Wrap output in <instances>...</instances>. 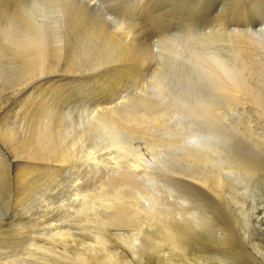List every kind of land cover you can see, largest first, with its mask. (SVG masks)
I'll return each instance as SVG.
<instances>
[{
    "label": "rangeland",
    "instance_id": "374dc122",
    "mask_svg": "<svg viewBox=\"0 0 264 264\" xmlns=\"http://www.w3.org/2000/svg\"><path fill=\"white\" fill-rule=\"evenodd\" d=\"M11 1L10 0L7 1L8 5H9L8 10L12 9V6L14 4L20 3L23 0H11ZM24 1H28V0H24ZM103 1L104 0H93V2L97 3V5H98L97 8H95V11H97V12H95L93 10V12H95V15H97L96 17H98V14L100 15L99 19L98 18L97 19L99 21H103L105 24L104 23H102V24L106 28L109 25V27H111V29H112L111 30L110 28H108L109 30H111V31L116 30L115 33H117V35L119 32L118 28H120V26H122V24H124L121 27V29H123L124 32H122V30L119 29L121 31L119 32V35L117 36V38H118L117 41H119V38L121 37V35H123V37L120 38V40H122V39H124V40L121 41L123 43L119 42L120 44L117 42V46L118 45L120 46L122 44L125 45V43L126 44L127 43L129 44L130 42L131 43L129 44V46H128V44L125 46L123 45L124 48L121 46L122 49H120V47H117L118 50L115 51L116 56H115V54L112 53L111 50H107V52L105 51L104 53H101V54L100 53H98V54L94 53V55H90L91 58H90V56L89 57L85 56V58L82 57L81 59L86 64H90V65L93 64V66H95L96 64L99 65V64L103 63L102 60L105 63L107 61V58L110 59L113 56V59H115V57H116L115 61H117V65H118L117 70L115 72L111 71L110 74L114 73L115 74L114 76H116V74H117V88L116 87L114 88L115 90L113 92H115V93H113V92L108 93L109 95H107V98L110 97L109 99L114 100L115 95H116L115 100L117 102V117L122 118L124 116L123 122H125V120L127 118L134 116L136 111H138V110H139V112L142 111L143 104L139 100V98L141 96H145V95H149V94L152 95V93L154 92V94L152 96H154L156 94V97H157V95L159 94L158 92H160V95H162V96L165 95L164 97L165 98L167 97L166 100L169 101L170 103H171V101H170L171 99H173V100L175 99L174 101L172 100L171 104L174 107L172 106L171 109L177 110L180 113L179 118H177L178 120H176V122L178 121L177 123L175 121H174L175 123L171 122L170 124H168L169 125V128H168L167 122L165 121L166 125H164V127L167 126V129H169L170 131H172V129H174L173 132H175V131L177 132L178 129H179L178 131H180L181 129H184V131H182L183 135H181V136H186V135L188 136V134L190 133V130H191V133L193 134V132H194V135H192L190 133L191 135L189 134V138L191 136H194V137H192V138H194V141L191 138H190L191 140L190 139H188V140H190L191 142L193 141L194 143H196V141L198 140L197 144H193V142L191 143L190 141H188L189 142L188 144L185 143L186 145L185 144L181 145L182 143H180L179 145H181L183 147H181V149H179L180 146L177 145L178 144L177 143L175 145V147H177V149H175V151L173 150L175 147L172 150L169 148L167 151V146H165V145L167 144V142H171L172 139H170V141H168L169 139L163 140L162 138H165V137L163 135H162L163 137H161V134H160V137H158L159 133L157 132L158 133L157 134L155 131H152V133L154 134V135H152V133L149 134L151 132L150 130L141 129V128H138L139 127L138 126L137 129H135V130L136 131L138 130L139 132L138 133L136 132L134 134L135 131H133V133H131L132 134V136H131L130 132L129 133L128 132L127 133L126 132L120 133V131H118L117 135H116L113 132L108 131L107 128H105L104 126H101V125H98V127H101V129L103 128L104 130L102 129V131H105V132H102V131L100 132L101 129L99 128V133H98V127H96V126H95V128L92 127L90 132H89L90 135L88 136L89 139L87 142V147H88L87 148L88 162H87V167H86L87 172H86L85 168H84V172H83V175L84 174L86 175V176H84L85 182H83V184H85L84 186H86V187L84 188V191H83L85 194H82V195H85L88 199V200H86V202H89L88 210H80V208H79L80 204L83 205L82 204L83 198L81 196L79 198H82V199L79 200V198H76V196H75L76 193H80L77 189L74 188V185H76V179H77L76 175L74 178L73 176H71L72 174H68V176L70 178L68 176L67 177L69 178L70 184L69 183L67 184V182L64 183L63 182L64 178H63L60 181V187L57 188L56 190L54 189L55 193H54L53 199L51 200V202L49 201L48 203L43 202V199L40 197H33V198L29 199L28 201H26L25 203L20 202V200L17 199V195H15L16 194L15 192H12L10 194L9 192L6 191V186H7L6 184H9L11 182V179L7 180V183H5L6 186L4 187V192H3L4 194L2 193V195L0 197V264H72L73 258H75L74 254L76 255L79 252L80 253L83 252L82 254L86 257L87 260L85 259V262L87 261L86 262L87 264H91V263L95 264V261L97 259H99L100 261L98 260V263L96 261V264H99V263L110 264L111 260H112V262L114 261L115 264H158L159 262H160L159 264H167V262H168V264H169V262H171L172 264H264V123H263L264 119H263V117H261L259 115L260 113H263V111H264V107L262 108V106H264V100L262 101V99L264 98V94L262 93V92H264V86H261V85H264V74H262L263 77H262V75H258L259 76L258 81L256 78V77H258L257 75H251V77L256 78V79H254V81H256L257 85L260 84L259 85L260 88H259V86H257L255 84V82L252 81L253 78L249 79V78H251L250 75L244 76V78L242 75H240V76H238V78L240 77L239 79L236 78V76L239 75L237 72L241 73L240 71H242L241 69H242L243 64H242V61L240 59V56H238L239 54H237V52L234 51L235 48H232V46L234 45L236 40L240 39L241 36H243L242 37L243 39H247V41H250V39L252 37V39H251L252 42L254 40H258V38L261 36L260 34L259 35L256 34L257 35V37H256V35H255V33H253V31L254 30L257 31L258 29H260L261 25H262L261 28L264 27V23H262V22H264V0H112V1L110 0L111 3L109 0H105L106 3H105V1L103 3ZM112 2L115 4H112ZM110 6H112V7L110 8ZM125 12L126 13L128 12V13L126 14ZM100 17H103V20ZM118 17L121 19H118ZM122 17H123V19H122ZM130 17H132V18H130ZM125 20L127 23L125 22ZM106 24H107V26H106ZM115 24H116V26H115V28H113V26ZM257 24H259V25H257ZM126 25H127V27H126ZM133 26L138 28L139 31L137 32L136 28L134 29ZM168 27H170V28H168ZM229 27H230V29H229ZM128 28L133 29L132 32L134 34H135V32H137L136 33L137 38L134 37L135 35L133 33H130L131 29L129 30ZM226 29H229L230 31L235 29V32L232 33V31H231L230 33H228L227 31H229V30H226ZM237 29L242 30V32H243L242 34H240V36L238 35L239 33L237 32ZM223 30H226V31L224 32ZM160 32L163 33V35ZM212 33H214V34L212 35ZM130 34H132L133 36H131ZM159 34H161V37L159 36ZM164 34H165V36H164ZM210 34H211V36H209ZM167 35L169 38H167ZM224 35H227V36L224 37ZM230 35L232 37V41H231ZM247 35H248V37H247ZM206 36H208V37H206ZM212 36H214V37H212ZM228 36H229V38H228ZM245 36H246V38H244ZM159 37H160V39H159ZM219 37L222 38V41L223 40L225 41L224 38H226V37L228 39L226 38V41L222 42V44L223 43L224 44L221 45V43H220L221 38H219ZM128 38H130L133 41H131V40L129 41ZM134 38H136V39H134ZM204 38H207V39H204ZM208 38L210 39V41ZM145 39H146V41L147 40L148 41L147 42L144 41ZM211 39H214L213 40L214 42ZM71 40L70 39L66 40V42L64 43V44H66V45H64L65 46L64 48H66L67 50L70 48L71 44L73 43V41L70 42ZM136 40H137V42H135ZM206 40L209 41L208 43L213 42L212 43L213 46L211 43H210L211 45L208 43H205ZM218 40H219V42H218ZM228 40H229V42H228ZM142 41L145 43L143 44ZM203 41H205V42H203ZM215 41H216V43H215ZM139 42H140V44L142 43L141 46H140ZM150 42H152V43H150ZM214 43H215V46H214ZM68 44H70V45L67 46ZM134 44L136 46L133 48ZM137 44H139V45H137ZM145 44L146 45L149 44L148 46L151 48L148 47V50H147V47ZM217 44H218V46H217ZM226 44H229V47L230 46L231 47L228 49L227 48L228 46H225ZM219 45L221 47H219ZM142 46H143L144 51L142 50ZM176 46H178V47H176ZM222 46H224L227 49H225ZM128 48H129V50L131 48H133V49H131L130 50L131 52H129L127 50ZM137 48H141V51H139V49L137 50ZM152 48H153V50H152ZM182 48L185 50H182ZM201 48H202V51H201ZM223 48L225 50H223ZM66 49L63 50V54L58 58L59 59L58 62L62 61V63L61 62L59 63L60 68L62 67L61 65L65 64V62H67L71 58H73V56L70 58V56L73 53L72 51H70V50H72V46H71V49H69V53H67L68 51ZM134 49L136 50L135 52L133 51ZM145 49L147 51H145ZM179 49H181V50H179ZM261 49L259 47H257L256 52L258 53V50L264 52V49L263 48H261ZM119 50H123V51L125 50V52L119 51ZM173 50H174V52H173ZM178 50L180 53L178 52ZM110 51L112 54L110 53ZM118 51H119V53H117ZM132 51L134 53H132ZM138 51L140 52V54ZM148 51H149V53H148ZM121 52H123V54ZM197 52L201 53V54H197ZM203 52H205L206 55H207V53H208V55H209V53H211V54H210V56L207 55V57H206L205 54H203V56H202ZM263 52L262 53L259 52V54L261 53L260 57L262 59H264V57H262L264 55ZM127 53H129L131 55L134 54L135 57H133L134 56L133 55V56H131L133 58H130L129 57L130 55ZM119 54H121L122 56ZM147 54H148V56H147ZM213 54L215 55V57ZM235 54L239 57V59L236 56H234ZM96 55L97 56L99 55L98 58L96 57ZM105 55H106V57H105ZM136 55H138V56H136ZM200 55L202 56L201 59L199 58ZM93 56H95L96 60L94 59ZM101 56L104 59H102ZM66 57L67 58L69 57V59H67ZM138 57L141 58V61H140V59H138ZM170 57H171V59H170ZM189 57L191 58L190 60H188ZM197 57L201 61L198 60ZM203 57H204V59L202 61ZM205 57L206 58L212 57V59L215 58V60L220 58L219 59L220 61H225L224 64H227V67L229 66L228 70L232 69L231 70V71H233L232 73L234 74V72H235V74H236L235 76L232 75L235 78H233L231 75H230L231 76L230 78L227 77V78H229V80H227V81H229L232 85L229 84L227 81L224 82L226 80V76H229V75H222L221 77L225 76L224 80H222L224 77L221 79L220 76H217V78H219V80H218L215 76H212L213 74H211L209 71L205 72V69H206L205 68L206 67V61H204L206 59ZM216 57H218V58H216ZM63 58L64 59L66 58L65 59L66 61ZM124 58L126 60H124ZM221 58H223V59L221 60ZM232 58H233V60H234V58L235 59L237 58L241 63H239V61L237 59L232 61ZM91 59H92V61H91ZM128 59H130V60L133 59L134 62H133V60L128 61ZM136 59L138 61H136ZM168 59H169V61H168ZM87 60H90V63ZM99 60H101V62H99ZM208 60H209V58H208ZM125 61H128L129 65ZM139 61H140V63H139ZM194 61H196V62H194ZM236 61H238V62H236ZM137 62H138V64H136ZM201 62H204V63H201ZM237 63H239V64H237ZM132 64H134V67H136V68L133 69V67L131 66ZM139 64H141V65H139ZM143 64H145V65H143ZM169 64L170 65L173 64V65L170 66ZM176 64H177V66H176ZM197 64H199L198 67H197ZM210 64L213 65L214 63H212V61H211ZM256 64H258V68H262L264 65V64L263 65L261 64V61L256 63ZM174 66H175V69H174ZM131 67H132V69H131ZM139 67L140 68H144V67L147 68L148 67L149 69L148 68H147V70H146V68L140 69ZM170 67H171V69H170ZM178 67H179V69H178ZM235 67L238 68L239 71L235 70ZM254 67L256 70L257 65H255ZM124 68H125V70L128 68L127 71L132 70L134 72L138 71L140 73L137 72L139 74V75H137V77L135 75L131 76V75L127 74V73H129L127 71H126V74L124 73L125 72ZM202 68H203V71H202ZM233 68H234V70H233ZM195 69H197V70H195ZM143 70L146 72H144ZM148 70H149V72H148ZM174 70H176V71H174ZM198 71H200L201 73H199ZM116 72H118V73H116ZM120 72H121V75H119ZM185 72H186V74H185ZM203 73L204 74L207 73L206 76L208 75V77L203 75L204 77H206L205 78V79H207L206 81L204 79H201ZM151 74H153V75H151ZM195 75H199V76L195 77ZM209 76L212 80L209 79ZM248 76H249L248 79H249V81L251 80V82L248 81V84L246 85L247 80H246V82H244V81ZM198 77L200 78V81H199ZM212 77L217 79V81L219 83L220 82H222V83L217 85L216 83H218V82H216V80H214ZM261 79H263V80H261ZM203 80H204V83L207 81L209 82V84L213 82L212 86H211V84L210 85L209 84L204 85ZM237 80H239V81H237ZM242 80H244V81H242ZM231 81L232 82L234 81L235 84L233 85V83ZM260 81L262 84L260 83ZM236 82H238V84L240 82H242V86H240L241 84L238 85ZM226 83H228V84H226ZM121 84H123V85H121ZM215 84L219 87L215 88V86H216ZM250 84H252L251 86L254 87L255 89H257L256 88V86H257L258 89L256 91L257 92L259 91V93H260V89L263 90V91L261 90V94L263 97L261 96L259 98V99H261L260 103H262V102L263 103L262 104L259 103L260 105L257 104V106L259 105L258 110L259 111L262 109L263 110L260 111V113L258 112L259 114L258 113L256 114L255 112H257L258 110L255 106L256 104H254L255 98H253V96H252L253 99H251L250 96L248 97L246 95L245 100H247L249 102V104L245 101L247 104V105L245 104V106H247L248 108L247 107L245 108V106H244L245 109H243V111H239L237 113L232 112L233 114L227 113L228 115H227V118H226L224 124L226 123L225 126L227 128L229 127V129L231 130V132L229 129L227 130L230 132V135H232V137H230L231 140H229L230 143H228L229 141H227V143H228L227 144L226 142H221L219 140L216 143L217 140L213 141V139H211L210 136H208L209 138H204V137H207L205 135L208 134L209 131L213 132L212 130H214L213 129L214 127L211 125H210L211 127L208 125H206V128L204 127L205 122L203 123V121H204L203 119L206 118L207 110L204 111L202 108L207 107L206 104H209V105L218 104V106L217 105H215V106L220 108L221 104H222V107H223L222 111L226 112L225 109L228 108L227 107L228 103L226 104V102L228 100H226V102H225L224 97H226V96L223 95L224 93H223V89H222V88H224V85H225L224 89H228V88L233 89L234 88L235 90L238 89V91L242 90V92H243V90H246L249 88ZM189 85L191 88L189 87ZM228 85H230V86H228ZM236 85H238V86H236ZM205 86H206V88H210L212 93L215 96H217V93H221V91H222V94H219L218 98L216 99L215 96H212L211 93H208L210 91V89H209V91L204 89ZM221 86H222V88L220 90L219 88ZM227 86H228V88H226ZM211 87L216 89V94H215V89H212ZM125 88H126V90H125ZM217 89L220 91L217 92L218 91ZM174 91L177 92V94L174 93L175 94L174 96L179 95L182 97V95H185V96L190 95L187 98L186 97L185 98L186 99L189 98L188 99L189 101L187 100V103L190 102L189 108H191L192 110L188 108L189 104L188 105L186 104L187 106L186 105L183 106L181 103L178 102L179 100L177 97H176L177 98L176 99V98H173L174 97L173 95H172L173 97L170 96ZM247 91H249V90H247ZM247 91L246 92L244 91V92L247 94L250 93ZM162 92L165 94H162ZM168 93H170V95ZM201 94L203 97L200 96ZM119 95H120V97H119ZM160 95H158V96H160ZM206 95L208 96V98L210 97L212 99V101H211V99H209L207 101L208 98L206 97ZM221 95H222V97L224 96L223 101L221 100L222 99ZM248 95H251V94H248ZM87 97H89L90 99L92 98V96H90L89 93H87ZM199 97H200V99H199ZM204 97L207 99H205ZM213 97H214V99L218 100V102L213 100ZM197 100H199V101H197ZM201 100H203V101L201 102ZM220 100L222 103L220 102ZM250 100H252V101H250ZM213 101H215L216 103H214ZM256 101H259V100H257V98H256ZM191 102H192V104H194L195 108L203 110L206 114L203 111H201V113H198L200 111L199 110L198 112H196V113H198L197 114L198 117H197L196 113L194 112V110H195L194 106L191 105ZM200 102L202 104H203V102H205L204 103L205 106L204 105L200 106V104H201ZM209 102H211V103H209ZM250 102H252L253 104H251ZM87 103H88V101H87ZM223 104H226L227 106L226 105L223 106ZM165 105H164V108H170V106H171L169 104L170 106L166 105L167 107H165ZM196 105H197V107H196ZM248 105L252 106V107H249ZM192 106H193V108H192ZM253 106H255L256 109ZM69 107H73V104H69ZM224 107H225V109H224ZM259 107H260V109H259ZM75 109L76 108H72V110L70 111V114L73 117H77L75 112H74ZM188 109L191 110V112ZM198 109H196V110H198ZM90 110H91V108H90ZM253 110L255 112H253ZM241 112L244 113L243 115L245 116V118L243 115H242L243 117L242 116L240 117V115L242 114ZM193 114L195 117L192 116ZM200 115H201V117H200ZM228 116H230V117H228ZM246 116H247V119H246ZM256 116H258V117L256 118ZM259 116L263 119V121L260 120L261 118ZM262 116H264V114ZM197 118H200V119L203 118L202 119L203 121L200 119H197ZM242 118H243V120H241ZM122 120H123V118H122ZM122 120L119 119L118 123L122 124L120 122ZM196 120H198V121H196ZM117 121H118V119H117ZM205 121L208 122V120H206V119H205ZM242 121H244V122H242ZM165 122L163 120V123H165ZM236 122H238V124L239 123L240 124L238 125ZM193 124H195V125H193ZM244 124H246L247 126ZM171 125H173L175 128ZM250 125L252 126L251 127L252 129L250 128ZM237 126L238 127L242 126V128H240V129L238 128V130H243L244 129L243 127L246 126V128L241 132L245 131L244 132L245 134H247V135L249 133L250 134L248 136H246L244 133L243 134L238 133L241 136V138H240V136L237 134V132H240V131L237 130L235 135H238L239 137L236 136L238 138H235V135L233 136L232 132L235 133ZM248 126H249V129H248ZM18 128L19 129L17 130V133L20 136H22L21 134L23 133V130L21 129V127H18ZM195 128L197 130H195ZM209 128H211V130H209L208 132L206 131L207 132L206 133L205 130H208ZM216 128L217 127H215V129ZM93 129H95V130H93ZM188 129H190V130H188ZM198 129L200 130L201 133L200 132L198 133ZM246 129H247V131H246ZM143 130H148V134H143L141 132ZM186 130H188L189 132ZM252 130L254 133L252 132ZM255 130H257V131H255ZM203 131L206 134H204ZM110 132H111V134L113 133L112 134L113 136L110 134ZM94 133H96L97 135ZM103 133H105V134L108 133V135L110 134L111 137H107V134L105 136V134H103ZM252 133L253 134L259 133L257 135V137L259 135L263 136V137L257 138L256 134L253 135ZM101 134H102V138H104V139L101 138V136H100ZM118 134H119V136H118ZM120 134H121V138H120ZM122 134H124V136L128 135L127 136L128 139L126 137H124ZM139 134H141L142 136H140ZM197 134H199V135H197ZM251 134H252V136H250ZM94 135H96L98 137H95ZM114 135L118 138V141H117L118 143L122 142L126 139L129 141L126 140L123 143H119V144L114 141L116 144H118V145H114L115 147H117L115 149L114 146H110L111 138L116 139ZM148 135H151L149 137L151 139L152 138L154 139L156 137L160 138V139H158L159 141H161V139H162L163 141H161V142H159L158 140H157V142L155 141V145L157 144L158 147H163V148H159V150H157L158 147H156L152 144H149V143L154 144V140H151L152 141L151 142L148 138ZM143 136H145V139L147 136L149 141L145 140L143 138ZM181 136H180V138L183 141ZM196 136L198 137V139L196 138ZM201 136L204 139H201ZM242 136L245 139H243ZM130 137H132V139H130ZM98 138L102 139V140L100 139L101 142L99 141ZM108 138H110V139L108 140ZM232 138L234 139L233 140L234 144H231V142L233 143ZM239 138L241 140H243V142ZM19 139H21V138H19ZM238 139L244 145L243 144L241 145V143L238 142ZM249 139H250V141H249ZM256 139L257 140L262 139L263 140V141L261 140L262 145L259 143L260 141H257ZM130 140L134 141V142L131 143ZM246 140H248L250 143H248V141H246ZM106 141H107V143H104ZM200 142L205 143V144H201ZM210 142H212V143H210ZM219 142L223 143V145H221V143H219ZM244 142L245 143L247 142V143L245 144ZM126 143H127V146H129L130 144H131L130 146L133 145L132 147L133 148L135 147V150H137V152H133V150H132V148H130V146L128 147L127 150L130 149L131 152L130 151L127 152ZM160 143H162V144L164 143L165 145L164 144L162 145ZM206 143H209V145ZM214 143H215V147L217 148V151L216 150L214 151ZM256 143H258V144L256 145ZM113 144L114 143L112 142V145ZM124 144H125V148H124L125 151L124 152L126 153L127 158L124 157L125 155L123 156V153L122 154L120 153V151H121L120 148H123ZM189 144L191 147L189 146ZM198 144L200 146H197ZM224 144L226 147L224 146ZM101 145H102V147H101ZM121 145L123 147H120ZM160 145H162V146H160ZM211 145H213V146H211ZM217 145H219V146H217ZM233 145H235V146H233ZM152 146H153V148L155 147L154 148L155 151L157 150V152H159L158 154L156 152L154 153V151H152L153 150ZM184 146L185 147L187 146V149H189L190 151L184 150L185 149ZM188 146L194 150H191ZM239 146H241V148ZM258 146L260 147V149ZM149 147H150V149H149ZM195 147H196V149H195ZM206 147H207V149H205ZM233 147L235 149H233ZM242 147H244V148H242ZM210 148L213 150L214 154L217 153L215 155L214 161L216 162V159H217V162L219 163V164H217V163L215 164V162H213L214 165L211 164L210 166H212V167L216 166L217 170L220 168L218 171L216 169H214V167L213 168L211 167L212 169H209L210 166L205 167L203 169L202 168L200 169L198 164L195 163V159L192 158L193 160H191V158H189V157H195L196 155H199V154H196V153H198V150H200L201 152L203 151L202 153H206L205 151L206 150L210 151ZM219 148H223V149H219ZM225 148H227V149L225 150ZM228 148H229V150H228ZM250 148H253L254 150L251 149V151H250ZM100 149L101 150L103 149V150L101 151ZM231 149H233V150L230 154ZM236 149H238V152L236 151ZM110 150H112V151H110ZM164 150H165V152H164ZM177 150L181 151V152H178ZM182 150L184 151L183 154H182ZM221 150L224 153L219 155L218 153L222 152ZM246 150H248V151H246ZM235 151H236V154L234 155ZM243 151H245V152H243ZM98 152H100V153H98ZM168 152H169V154H168ZM174 152L175 153L178 152V153L176 155H174L175 154ZM188 152H190L191 155ZM131 153H133L134 155ZM180 153H181V155H180ZM241 153H243V154L240 155ZM244 153H245V155H244ZM119 154H121V155H119ZM130 154H131V156H130ZM164 154H165V156H164ZM171 154L173 155V157L171 156ZM232 154L234 156H236L238 154L236 156L237 159L235 157H233ZM157 155L160 157H158ZM156 156L158 157L157 160H156ZM163 156H164V158H162ZM177 156L179 158H177ZM183 156L185 159L180 160V159H183L182 158ZM217 156H219V157H217ZM122 157H124V159ZM242 157H243V159H242ZM167 158L168 159L170 158L171 161L168 160ZM245 158L247 159V161L245 160ZM165 159H167L170 162L166 161ZM189 159L191 160V162L193 164L195 163L194 165H196V166H194V167H196L197 171L194 168H192V170H190L189 168L193 167V165L190 166L189 163H188V165H186L187 163L184 162L185 160H189ZM162 160H164V161H162ZM177 160H179V161H177ZM233 160L234 161L239 160V161L234 163ZM174 161H175V163H174ZM176 161H177V163L178 162L179 163L177 164ZM180 161H183V163ZM162 162H164V163H162ZM167 162L169 164L172 162V164L169 165ZM184 163H186V164H184ZM236 163H238V164H236ZM160 164L162 167L160 166ZM164 164H166V165H164ZM167 164L170 166V168L172 165L173 166L176 165V166L175 167L172 166V168L170 170L169 166ZM179 164L184 165L183 166L184 168L182 166H180ZM234 164L237 166H234ZM92 165L94 167H92ZM136 165H137L136 169L138 172H136V170H134L132 172V170H130V168L133 167V169H134V167H136ZM163 165H164V167H163ZM217 165L219 166V168ZM121 166L123 167V169H124V167L128 168L130 170V172L127 173V171H129L128 169H127V171H126V169L123 171V169H121L122 168ZM130 166H132V167H130ZM177 166H179V167H177ZM225 166L227 168L230 167L229 171H231V172L229 173V171H228V172L224 173V176L226 178L222 175V180H223L222 182L223 183H222L220 190L223 189V187H224L223 185H227L228 187L227 186L224 187V189H223L224 196H221V195H219L220 193L216 192L217 190L214 187V184H213L214 179L213 178H215V175L218 172H220L221 170L223 171L224 169H227V168H225ZM114 167H116V168L114 169ZM160 167L162 169L166 168V170H162ZM222 167H224V169ZM241 167H242V169L240 170ZM246 167H249L248 169L252 168V170H248ZM261 167H262V169H261ZM118 168L121 169L122 171L119 170V172H117ZM167 168H168V170L173 171V172L171 173L170 171L167 170ZM173 168H174V170H175V168H177V171H174ZM233 168L236 170L237 173L235 172V170H233ZM78 169L80 170V168H78ZM93 169H95L97 171V173ZM204 169H206V172ZM213 169L216 170L217 172L214 171ZM79 170H77V176H78ZM189 170H190V172H189ZM242 170H244V171H242ZM73 171L76 172V169H73ZM81 171H83V168L81 169ZM101 171L102 172L104 171V172L102 173ZM113 171L116 172V174L112 173ZM192 171H194L195 173H198V174H195ZM105 172H108V173L106 174ZM110 172H111V174H109ZM122 172L124 175L122 174ZM131 172H132V174H131ZM139 172H140L139 175L145 174V175L141 176V179H140V176H138ZM183 172H185L186 174ZM212 172H216V173H213L214 174L213 175ZM232 172H235L237 174V176L235 173H232ZM166 173H168V174H166ZM191 173L193 175L192 177H191ZM231 173H232V175H231ZM246 173H248V174H246ZM94 174H97V175H94ZM129 174H130V176L133 175L132 178L137 175L138 178L136 177V179H135L136 181L133 180L135 177L132 179L130 176H128ZM171 174L174 175L173 178H172ZM211 174L213 176L212 180H211V177H212ZM234 174H235V176H234ZM125 175H127L128 178L130 177L132 180L128 179ZM168 175H170V177ZM144 176H146V177L150 176V177H147V178H149V179H147ZM102 177H104V178H102ZM107 177L108 178L110 177V178L108 179ZM114 177H116L117 182L115 181V183L117 185L114 184V181H113V179L115 180ZM143 177H144V179H143ZM201 177H203V179H200ZM71 178H73V179H71ZM106 178L108 180H106ZM121 179L125 182L127 180L128 183L126 182V184H125L123 181H121ZM150 179H151V183H150ZM168 179H171V180H168ZM70 180L73 183H71ZM103 180H104V182H103ZM140 180H141V182H140ZM147 180L149 183L144 184L145 182H147ZM209 180H210V182L212 181L211 184H210ZM111 181H113V184ZM132 181H134V182H132ZM120 182H121V184H120ZM131 182H132V184H130ZM190 182L193 185L192 184L190 185ZM226 182H229V183H226ZM137 183L142 185V187L139 185L140 189H142L144 185H146L145 187H147V185H149L147 187L148 190L146 188H144L143 190H141V191H143V193L142 192L140 193L139 192L140 189H139V186ZM154 183H156V185H154ZM201 183H203V184H201ZM110 184H112L113 186L116 185V186H114L115 189L111 188L112 190H110V188H109ZM133 184L134 185L137 184L136 186L138 188H136V186H134ZM131 185L133 187H131ZM10 186L12 188L15 187V185L13 183H10ZM165 186H167L168 188ZM192 186H193V188L194 187L198 188V189H196L197 191L194 190L192 188ZM150 187H152V189ZM189 187H191V188L188 189ZM200 187H202V188H200ZM210 187L211 188L213 187L214 189L212 188L213 189L212 190V189H210ZM132 188H134L135 190L138 189L139 190L138 193L140 195L141 194H143V195H141V196L139 194L137 195L136 194L137 192H135V190H132ZM204 188H206V189H204ZM144 190L146 191L147 194L145 193ZM164 190L166 191L165 192L166 195H165V193H163ZM214 190L217 193L215 198L213 197V196H215ZM110 191H112V192H110ZM168 191H169V193H168ZM189 192H191V193H189ZM115 193L117 194V196H115ZM162 193L165 195V197ZM148 194H151V195H149V197L151 199H155V200L150 201V202L155 203V201H156V204H154L156 206L160 203L159 205H161V206L159 207V205H158V208L160 209L162 207V210H164L163 211L164 214L162 213L161 210H158V208L156 206H155V208H154V206H152V203H150L148 201V200H151L150 198H147ZM154 194L155 195L159 194V195L153 196ZM131 195L132 196L134 195V196L131 197ZM160 195H161V199H158L160 197ZM217 195L219 198L217 197ZM101 196H105V198L108 197L106 200H103V201L109 200L107 202L109 203L108 206H110V207L106 206V204H108L106 202H102L101 204H98L99 202H97V201H100L99 198H102ZM111 196H113L112 199H111ZM152 196L154 198H152ZM114 197L115 198L117 197V202L116 203L112 202V204H113L112 205L110 203V201H115ZM127 197H130L128 199L130 201H132L133 203H135L136 207L138 205V207H137L138 211H144V212L138 213L139 216H137V214L135 215V218L137 217L139 219L140 216H141L140 217L141 219L143 218V220L140 219V221L142 222L141 224H143V225L139 224L141 227H138L139 225H136L139 222V220L137 221V219H136L137 222L132 220L134 217L130 216L131 217V218L129 217L130 219L128 218L129 215L127 216L128 219H123L124 217H122L124 214L121 213L120 210H121V208L124 207V205H127V203H128V202H126ZM155 197H157V198H155ZM227 197H229V199L230 200L232 199L233 201L232 202L229 201V199ZM230 197H232V198H230ZM113 198H114V200H113ZM132 198L133 199L135 198V202H134V200H132ZM140 198H141V200H140ZM128 199H127V201H128ZM216 199L217 200L221 199V200L217 201ZM213 200L215 202L217 201L216 203H218V204H216ZM236 200H238V202L239 203L241 202V203L240 204L234 203V202H236ZM137 201H139V204L137 203ZM231 203H233L232 206H231ZM228 204H229V206H227ZM234 204H236V205H234ZM163 205H164V207H163ZM237 205H240V206L238 207ZM165 206L166 207L168 206L169 208L167 207L168 208L167 209ZM175 209L177 210L176 213H175V211H176ZM156 210H158V212L160 214H162V216L160 218L158 217V216H160L159 213L157 214V212H155ZM165 210H169L168 213L170 211L171 212L173 211L172 213L176 214V215H177V213L182 214V215L178 214L179 215L178 219L174 216H171V217H174L175 220H177L176 224H173L174 226L172 225V223H175L174 218H171V217L169 218V221L171 222V223L169 222L170 226L172 225L171 227H176V229L179 228L177 230H179L180 232H182L186 228V231L185 230L183 231V232H185V235H188V234H186V232L188 230L193 229L191 232V237L189 234V236H188L189 239H186L185 242H183L184 248L186 249V251L176 250V252H177L176 253L175 250L169 251L168 249L166 250V248L156 249L147 240V239H149L148 237L149 236L151 237L152 235L154 237H156L158 235L160 236L161 230L162 229L164 230V222H165V224L168 222L167 218L170 215V213L168 214L167 211L165 212ZM187 211L191 214H189ZM191 211H193V213ZM118 212H119V214L121 213V215H122V216L120 215L119 219H117V215H119ZM147 212L148 213L150 212L149 214H152L153 219H155V218L157 219V220L155 219L156 224L161 225L163 223L162 224L163 226L161 225V228H160V226L157 225V230L160 229L158 232L156 231V226H155L156 224L153 223L154 220L150 218L151 216L149 214H148V219H147V217H146ZM151 212H153V213H151ZM141 213H146L145 214L146 216L144 214L141 215ZM187 213H188V216H187ZM113 214L116 215V219H117V221L115 220L116 223H114L115 221H109V218H111L113 216ZM184 214H186V215L184 216ZM192 214L196 215V219H195V216L192 217ZM154 215H156V217H154ZM180 216L185 218L184 221H183V218H181ZM145 217L147 219L146 221H145ZM160 219L163 222L158 221ZM170 219H172L174 222ZM192 219H193V221H192ZM129 220H130V222H129ZM131 220L133 223L131 222ZM149 220H151V221H149ZM98 221H100V222H98ZM101 221H103L104 223L101 224ZM179 221H181V224L182 223L183 224L180 225ZM189 221H190V223H189ZM44 222H45V224H44ZM134 222L136 224L134 226H132L134 224ZM149 222H150V225H149ZM160 222H162V223H160ZM186 222H187V225H186ZM221 222L223 223L222 225H220ZM151 223H153L154 225H152ZM169 223H167V224L169 225ZM184 223L186 226L185 228H184ZM192 223H193V225H191V226L193 228L190 227V224H192ZM52 225L55 226V232L56 233L57 232H67L68 236L62 237V238H60L58 236H53L54 232L52 234L51 231L49 230V228H52ZM223 225H226V227ZM149 226H151V227H149ZM222 226H223V228H222ZM187 227H189V229ZM224 227H225V229H224ZM137 229H139V230H137ZM180 229H183V230H180ZM152 230H154V231H152ZM163 230H162V233H163ZM152 232H154V233H152ZM188 233H190V231ZM148 234H149V236H146ZM145 236H146V238H145ZM186 238H187V236H186ZM100 239H102L103 241ZM147 243H148V245H147ZM150 248H151L153 253H150L151 252ZM162 250L165 252H163ZM85 253H86V255H85ZM158 254H159V256H158ZM196 254H198V255H196ZM110 255H112V256L109 257ZM156 256H157V259H156ZM93 257H95V258L92 259ZM90 258L92 261L93 260L94 261L91 262ZM104 258L106 260L105 262H103ZM106 258L107 259L109 258V260L107 261ZM88 259L90 260L91 263H88V261H89ZM74 260L77 262V264H82L81 263L82 261L79 262V261H77V259H74ZM153 260L155 261L154 263L152 262ZM70 261H72V262H70ZM75 261H74V264H76ZM85 262L83 264H86ZM106 262H108V263H106Z\"/></svg>",
    "mask_w": 264,
    "mask_h": 264
},
{
    "label": "bare ground",
    "instance_id": "6f19581e",
    "mask_svg": "<svg viewBox=\"0 0 264 264\" xmlns=\"http://www.w3.org/2000/svg\"><path fill=\"white\" fill-rule=\"evenodd\" d=\"M8 0H0V197H1V195H2V193L4 192V187L6 186V191L7 192H9L10 194L12 193V192H15L14 194L15 195H17V199H19L20 200V202H26V201H28L29 199H31V198H33V197H40V198H42L43 199V202H46V203H48L49 201L51 202V200L53 199V197H54V193H55V190L57 189V188H59L60 187V181L63 179L64 181V183H66L67 182V184L69 183V176H68V174H72L71 176H73L74 178H75V175H76V177H77V179H76V185H74V188L75 189H77L80 193H76L75 194V196H76V198H79V197H81L82 196V198H79V200L80 199H82V201H83V205H79V208H80V210H88V207H89V202H86V200H88L87 199V197L85 196V195H82V194H85L83 191H84V188L86 187V186H84L85 184H83V182H85L84 181V176H86L85 174L83 175V172H84V168L86 169V172H87V162H88V152H87V142H88V139H89V135H90V130H91V128L92 127H94L95 128V126L96 127H98V125H101V126H104L105 128H107L108 129V131H111V132H113L114 134H116L117 135V132L118 131H120V133H123V132H130V135L132 136V134L131 133H133V131H135L134 132V134L137 132H139L138 130L136 131L135 129H137V127L138 128H141V129H148V130H150L151 132L149 133V134H151L152 133V131H155L156 133L158 132L159 133V135H158V137H160V134H161V137H165V138H162L163 140L165 139V140H167V139H169L168 141H170V139H172V141L171 142H167V144L165 145L164 143V145L165 146H167V151H168V149L170 148L171 150L175 147V145L177 144V145H179L180 143H182L181 145H184L185 143H189L188 141H190L191 139H193V141H194V138H192V137H194V136H191L190 138H189V134L191 133V130L190 129H188V130H190V133L188 134V136L186 135V136H181V135H183V133H182V131H184V129H181L180 131H178L177 130V132L175 131V132H173L174 131V129H172V131H170L169 129H167V126H165L164 127V125H166V122H167V125L168 124H170L171 122L173 123L174 121L176 122V120H178L177 118H179V116H180V113L177 111V110H173V109H171V107L173 106L171 103H172V100L173 99H171L170 101H171V103L169 102V101H167L166 100V98L164 97V96H162V95H160V92H158L159 94L158 95H160V96H158L157 95V97H156V94L154 95V96H152L153 94H154V92L152 93V95L151 94H149V95H145V96H141L140 98H139V100H140V102L143 104V109H142V111L141 112H139V110L138 111H136L135 112V115L134 116H132V117H130V118H127L126 120H125V122H123L124 121V116L122 117L123 118V120H122V118H118L117 117V102H116V95H115V99L114 100H111V99H109L110 97H108L107 98V95H109L108 93H111V92H113L115 89V87L117 88V74H116V76H114L115 74L113 73V74H110V72L111 71H116L117 70V61H115V59H116V57H115V59H113V56L110 58V59H108L107 58V61L104 63V61L102 60V62L104 63H101V64H99V65H95V66H93V64L92 65H90V64H86L84 61H82V57H84L85 58V56L87 57H89L90 55H94V53H96V54H98V53H104L105 51L107 52V50H111L112 51V53L113 54H115L116 52L115 51H117L118 50V48L117 47H120V49H122L121 48V46L124 48V46L125 45H127L126 43H125V45L124 44H122V45H118L117 46V42L119 43V42H121L122 40H124V39H122V40H120V38H122L123 37V35H121V37L119 38V41H117L118 40V38H117V36L119 35V32L122 30V32H124V30L123 29H121V27L124 25V24H122V26H120V28H118V35H117V33H115V31L116 30H114V31H111L112 29H111V27H109V25H108V27L106 28L102 23H104L103 21H99L98 19H99V14H98V17H96L97 15H95V12H97V11H95V8H97V3H95V2H93V0H28V1H22V2H20V3H17V4H14L13 6H12V9H10V10H8V8H9V5H8V2H7ZM11 1V0H10ZM105 1V0H104ZM104 1H103V3H104ZM110 1V0H109ZM108 1V2H109ZM112 1V0H111ZM111 1H110V3H111ZM12 2V1H11ZM107 2V3H108ZM105 3H106V1H105ZM126 3V2H125ZM112 4H115V3H113L112 2ZM117 4V3H116ZM122 4V3H121ZM100 5V4H99ZM11 6V5H10ZM114 6V5H113ZM109 7V6H108ZM112 6H110V8H111ZM118 7V6H117ZM7 10V11H6ZM93 10L95 11V12H93ZM112 10V9H111ZM117 10V9H116ZM7 13V14H6ZM116 13V12H115ZM126 13V12H125ZM124 13V14H125ZM128 13V12H127ZM126 13V14H127ZM116 15V14H115ZM123 15V14H122ZM98 18V19H97ZM100 18H102V20H103V17H100ZM130 18H132V17H130ZM118 19H121V18H119L118 17ZM122 19H123V17H122ZM101 20V19H100ZM130 20V19H129ZM132 21V20H131ZM125 22H126V20H125ZM120 23V22H119ZM118 23V24H119ZM127 23V22H126ZM262 23H264V22H262ZM105 24V23H104ZM129 25V24H128ZM131 25V24H130ZM158 25V24H157ZM162 25V24H161ZM231 25V24H230ZM234 25V24H233ZM257 25H259V24H257ZM106 26H107V24H106ZM115 26H116V24L113 26V28H115ZM135 26V25H134ZM133 26V28L135 29L136 27H134ZM237 26V25H236ZM262 26V25H261ZM261 26H260V29H256L257 31H253V33H255V35L257 34V35H261L259 38H258V40H254L253 42H252V37H251V39H250V41H247V39H243L242 37L243 36H241V38L240 39H237L236 40V42L234 43V45L232 46V48H235V50L234 51H236L237 52V54H239L238 56H240V59H241V61H242V71H240L241 73H239V72H237V71H239L238 70V68H236L235 67V70H237L236 72L239 74V75H237L236 76V78H238V76H240V75H242L243 76V78H244V76H247V75H250V77H251V75H262V74H264V59H262L260 56V54L263 52V51H259L258 50V53L256 52L257 50H256V48L257 47H259L260 49L261 48H263L264 49V27H262L261 28ZM126 27H127V25H126ZM231 27V26H230ZM230 27H229V29H230ZM235 27V26H234ZM233 27V28H234ZM257 27V26H256ZM108 28H110L111 30H109ZM125 28V27H124ZM168 28H170V27H168ZM188 28V27H187ZM232 28V29H233ZM236 28V27H235ZM119 29H121V30H119ZM126 29V28H125ZM129 30L131 29V28H128ZM229 29H226V30H229ZM136 30H137V32L139 31V29L138 28H136ZM135 30V31H136ZM160 30V29H159ZM226 30H223L224 32L226 31ZM126 31V30H125ZM131 32L130 33H133L132 31H133V29H131L130 30ZM134 31V32H135ZM162 31V30H161ZM164 31V30H163ZM232 31V33L233 32H235V29L234 30H231ZM230 30L229 31H227L228 33H230L231 32ZM128 32V31H127ZM137 32H135V36L134 37H136V33ZM178 32V31H177ZM192 32V31H191ZM237 32L239 33L238 35L240 36V34H242L243 32H242V30H238L237 29ZM250 32V31H249ZM161 33V32H160ZM215 33V32H214ZM214 33H212V35L214 34ZM252 33V34H253ZM128 34V33H127ZM162 35H163V33H161ZM161 34H159V36L161 37ZM166 34V33H165ZM165 34H164V36H165ZM178 34V33H177ZM223 34V33H222ZM131 36H133L132 34H130ZM139 35V34H138ZM203 35V34H202ZM201 35V36H202ZM228 35V34H227ZM227 35H224V37L225 36H227ZM233 35V34H232ZM237 35V34H236ZM257 35H256V37H257ZM125 36V35H124ZM127 36V35H126ZM157 36V35H156ZM163 36V37H164ZM196 36V35H195ZM209 36H211V34L209 35ZM216 36V35H215ZM221 36V35H220ZM223 36V35H222ZM234 36V35H233ZM253 36V35H252ZM154 37V36H153ZM158 37V36H157ZM160 37H159V39H160ZM206 37H208V36H206ZM212 37H214V36H212ZM218 37V36H217ZM216 37V38H217ZM247 37H248V35H247ZM254 37V36H253ZM131 38V37H130ZM130 38H128V40L130 41L131 39ZM133 38V37H132ZM137 38V37H136ZM136 38H134V39H136ZM166 38V37H165ZM167 38H169L168 37V35H167ZM197 38V37H196ZM203 38V37H202ZM219 38H221V37H219ZM218 38V39H219ZM227 38V37H226ZM226 38H224L225 39V41H226ZM228 38H229V36H228ZM227 38V39H228ZM230 38H231V41H232V37H231V35H230ZM234 38V37H233ZM244 38H246V36L244 37ZM71 40L70 42H72L73 41V45L71 44V46H72V50H70V51H72L73 53H72V55L70 56V58L73 56V58H71L69 61H67V62H65V64H63V65H61L62 67L60 68V66H59V63L61 62L62 63V61H60V62H58V58L63 54V50L64 49H66V48H64L65 46L64 45H66V44H64L65 42H66V40ZM127 39V38H126ZM162 39V38H161ZM204 39H207V38H204ZM209 39V38H208ZM254 39V38H253ZM257 39V38H256ZM127 40V41H128ZM191 40V39H190ZM212 41L214 40V39H211ZM234 40V39H233ZM131 41H133V40H131ZM144 41H146V39L144 40ZM148 41V40H147ZM146 41V42H147ZM150 41V40H149ZM162 41V40H161ZM169 41V40H168ZM209 41H210V39H209ZM209 41H207L206 40V42L205 41H203V42H205V43H208ZM224 40L222 41V38H221V45H223L222 44V42H225ZM235 41V40H234ZM126 42V41H125ZM135 42H137V40L135 41ZM143 42V41H142ZM158 42V41H157ZM160 42V41H159ZM180 42V41H179ZM202 42V43H203ZM214 42V41H213ZM213 42H210L211 44L213 43ZM218 42H219V40H218ZM228 42H229V40H228ZM69 43V42H68ZM121 43H123V42H121ZM131 43V42H130ZM129 43V44H130ZM145 42H143V44H144ZM149 43V42H148ZM150 43H152V42H150ZM171 43V42H170ZM196 43V42H195ZM210 43H208V44H210ZM215 43H216V41H215ZM215 43H214V46H215ZM227 43V42H226ZM120 44V43H119ZM129 44H128V46H129ZM136 44V43H135ZM133 45V48L136 46V45ZM139 44H140V42H139ZM139 44H137V45H139ZM198 44V43H197ZM210 44V45H211ZM232 44V43H231ZM70 44H68L67 46H69ZM124 45V46H123ZM142 45V43L140 44V46ZM146 45V44H145ZM149 45V44H148ZM148 45H146V47H147V50H148ZM183 45V44H182ZM196 45V44H195ZM66 46V47H67ZM71 46H70V48L69 49H71ZM127 46V47H128ZM144 46V45H143ZM143 46H142V50L144 51V49H143ZM175 46V45H174ZM212 46H213V44H212ZM217 46H218V44H217ZM225 46H228L227 48L229 49L230 47H229V44H226ZM131 47V46H130ZM176 47H178V46H176ZM219 47H221L220 45H219ZM222 47H224V46H222ZM68 48V47H67ZM133 48H131V49H133ZM145 48V47H144ZM149 48H151V47H149ZM203 48V47H202ZM202 48H201V51H202ZM225 48V47H224ZM223 48V50H225V49H227V48H225L224 49ZM69 49L67 50L68 52L67 53H69ZM130 49V50H131ZM139 49V51H141V48H137V50ZM204 49V48H203ZM129 52H131L130 50H129V48L127 49ZM146 49H145V51H147ZM151 50V49H150ZM152 50H153V48H152ZM151 50V51H152ZM179 50H181V49H179ZM179 50H178V52H179ZM182 50H185V49H183L182 48ZM216 50V49H215ZM262 50V49H261ZM111 51H110V53H111ZM119 51H123V50H119ZM119 51L117 52V53H119ZM127 51V52H128ZM134 52L136 51L135 49L133 50ZM132 51V53H134ZM138 51V52H139ZM177 51V50H176ZM205 51V50H204ZM217 51V50H216ZM123 52H125V50L123 51ZM123 52H121L122 54H123ZM173 52H174V50H173ZM172 52V53H173ZM184 52V51H183ZM186 52V51H185ZM200 52V51H199ZM208 52V51H207ZM231 52V51H230ZM259 52H261L260 54H259ZM66 53V54H67ZM71 53V52H70ZM111 53V54H112ZM148 53H149V51H148ZM152 53V52H151ZM180 53V52H179ZM264 53V52H263ZM99 54V55H100ZM110 54V55H111ZM126 54V53H125ZM127 54H129V53H127ZM137 54V53H136ZM139 54H140V52H139ZM171 54V53H170ZM176 54V53H175ZM174 54V55H175ZM186 54V53H185ZM197 54H201V53H198L197 52ZM203 54H205V52H203L202 53V56H203ZM210 54L211 53H209V55H208V53H207V55L208 56H210ZM230 54V53H229ZM98 55V56H99ZM107 55V54H106ZM106 55H105V57H106ZM119 55H121V54H119ZM130 55V56H129ZM128 56L130 57V58H133V57H135V55L133 56V55H131V54H129ZM153 55V54H152ZM172 55V54H171ZM177 55V54H176ZM187 55V54H186ZM196 55V54H195ZM206 55V54H205ZM204 55V56H205ZM207 55H206V57H207ZM214 55V54H213ZM67 56V55H66ZM98 56L96 55V57L98 58ZM108 56V55H107ZM115 56H116V54H115ZM122 56V55H121ZM120 56V57H121ZM131 56H133V57H131ZM136 56H138V55H136ZM147 56H148V54H147ZM158 56V55H157ZM188 56V55H187ZM197 56V55H196ZM201 55L199 56V58L201 59V57H202ZM226 56V55H225ZM234 56H236L238 59H239V57L235 54ZM94 57V59L96 60V58H95V56H93ZM119 57V56H118ZM159 57V56H158ZM184 57V56H183ZM182 57V58H183ZM186 57V56H185ZM193 57V56H192ZM205 57V58H206ZM213 57V56H212ZM212 57L210 58V57H208L209 58V60H208V58H206L204 61H206V69H205V72L206 71H209L211 74H213L212 76H215L216 78H217V76H222V75H229V76H226V80L224 81V82H226L227 80H229V78L232 76V75H236L235 74V72H234V74L232 73L233 71H231V70H228L229 69V66L227 67V64H224V62L225 61H220L219 59L220 58H218V57H216V58H218L217 60H215V58H213L212 59ZM214 57H215V55H214ZM262 57H264V55L262 56ZM67 58V57H66ZM65 58V59H66ZM90 58H91V56H90ZM101 58L102 59H104L102 56H101ZM127 58V57H126ZM176 58V57H175ZM196 58V57H195ZM236 58V59H237ZM64 59V58H63ZM64 59V60H65ZM67 59H69V57L67 58ZM93 59V60H94ZM106 59V58H105ZM138 59H140V61H141V58H139L138 57ZM170 59H171V57H170ZM191 58L189 57V59L188 60H190ZM197 59H198V57H197ZM200 59H198V60H200ZM203 59H204V57L202 58V61H203ZM223 58H221V60H222ZM235 58H234V60H236ZM237 59V60H238ZM94 60V61H95ZM124 60H126L125 58H124ZM130 59H128V61H129ZM133 60V59H132ZM132 60H130V61H132ZM196 60V59H195ZM233 60V58H232V61H234ZM66 61V60H65ZM87 61H89V63H90V60H87ZM91 61H92V59H91ZM128 61H125V62H127L128 63ZM136 61H138L137 59H136ZM135 61V62H136ZM140 61H139V63H140ZM168 61H169V59H168ZM167 61V62H168ZM176 61V60H175ZM193 61V60H192ZM201 61V60H200ZM211 61H212V63H214L213 65H211L210 63H211ZM239 61V60H238ZM238 61H236V62H238ZM261 61V64L263 65V67L262 68H258V64H256V63H258V62H260ZM84 62V63H83ZM99 62H101V60H99ZM133 62H134V60H133ZM194 62H196V61H194ZM235 62V63H236ZM64 63V62H63ZM131 63V62H130ZM142 63V62H141ZM171 63V62H170ZM175 63V62H174ZM201 63H204V62H201ZM239 63H241L240 61H239ZM239 63H237V64H239ZM136 64H138V62L136 63ZM135 64V65H136ZM123 65V64H122ZM128 65H129V63H128ZM139 65H141V64H139ZM143 65H145V64H143ZM170 65V64H169ZM173 64H171L170 66H172ZM175 65V64H174ZM198 65L199 64H197V67H198ZM255 65H257V69L255 70ZM127 66V65H126ZM132 67H133V69L134 68H136V67H134V64H132L131 65ZM163 66V65H162ZM176 66H177V64H176ZM196 66V65H195ZM238 66V65H237ZM241 66V65H240ZM239 66V67H240ZM260 66V65H259ZM122 67V66H121ZM125 67V66H124ZM128 67V66H127ZM132 67H131V69H132ZM233 67V66H232ZM261 67V66H260ZM126 68V67H125ZM125 68H124V70H125ZM129 68V67H128ZM127 68V69H128ZM140 68V67H139ZM144 68H146V67H144ZM144 68H140V69H144ZM148 68V67H147ZM147 68H146V70H147ZM189 68V67H188ZM194 68V67H193ZM254 68V69H253ZM122 69V68H121ZM127 69L125 70V74H126V71H127ZM149 69V68H148ZM170 69H171V67H170ZM174 69H175V66H174ZM178 69H179V67H178ZM182 69V68H181ZM200 69V68H199ZM130 70V69H129ZM136 70V69H135ZM173 70V69H172ZM195 70H197V69H195ZM194 70V71H195ZM201 70V69H200ZM233 70H234V68H233ZM144 71V70H143ZM174 71H176V70H174ZM179 71V70H178ZM177 71V72H178ZM202 71H203V68H202ZM261 71V72H260ZM122 72V73H123ZM127 72H129V73H127L128 75H135L136 77H137V75H139L138 73H140V72H134V71H127ZM144 72H146V71H144ZM148 72H149V70H148ZM181 72V71H180ZM196 72V71H195ZM199 73H201L200 71H198ZM204 72V73H205ZM116 73H118V72H116ZM176 73V72H175ZM174 73V74H175ZM198 73V74H199ZM202 74V77H201V79H204L205 81L207 80V79H205L206 77H208V75L206 76V74ZM148 74V73H147ZM167 74V73H166ZM185 74H186V72H185ZM192 74V73H191ZM197 74V73H196ZM215 74V75H214ZM119 75H121V72H120V74ZM151 75H153V74H151ZM173 75V74H172ZM177 75V74H176ZM206 76V77H204V76ZM210 75V74H209ZM231 75V76H230ZM196 76H199V75H195V77ZM234 76H232L233 78H235ZM122 77V76H121ZM129 77V76H128ZM183 77V76H182ZM204 77V78H203ZM224 77V78H223ZM223 77H221V79L222 80H224L225 79V76H223ZM227 77H229V78H227ZM256 77V76H255ZM262 77H263V75H262ZM139 78V77H138ZM199 78V77H198ZM213 78V77H212ZM240 78V77H239ZM238 78V79H239ZM249 76L245 79V81L244 80H242V81H244V82H246V80H247V83H246V85L248 84V81H249V79H252L253 78V82H255V84H256V81H254V79H256L257 78V81H258V79H259V76L258 77H256V78H254V77H251V78H249ZM134 79V78H133ZM209 79L210 80H212L211 78H210V76H209ZM214 80H216V82H218L217 81V79L219 80V78H217V79H215V78H213ZM198 80V79H197ZM204 80H203V83H204ZM231 80V79H230ZM261 80H263V79H261ZM119 81V80H118ZM130 81V80H129ZM156 81V80H155ZM199 81H200V78H199ZM237 81H239V80H237ZM126 82V81H125ZM189 82V81H188ZM197 82V81H196ZM202 82V81H201ZM208 82V81H207ZM207 82H205L204 83V85H207V84H209V82L207 83ZM212 82V81H211ZM215 82V81H214ZM215 82V83H216ZM223 82V83H224ZM229 84H231L229 81H227ZM232 82V81H231ZM249 82H251V80L249 81ZM252 82V83H253ZM130 83V82H129ZM213 83V82H212ZM212 83H210L211 84V86H212ZM220 83H222V82H220ZM219 82L218 83H216L217 85L218 84H220ZM228 83H226V84H228ZM233 83V85L235 84L234 83V81L232 82ZM237 84H238V82H236ZM258 83V82H257ZM260 83H261V81H260ZM120 84V83H119ZM126 84V83H125ZM152 84V83H151ZM209 84V85H210ZM215 84V85H216ZM241 84V85H240ZM262 84V83H261ZM121 85H123V84H121ZM183 85V84H182ZM185 85V84H184ZM208 85V86H209ZM214 85V86H215ZM215 86V88L216 87H219V86ZM223 85V84H222ZM232 85V84H231ZM238 85H240V86H242V82H240ZM238 85H236V86H238ZM245 85V86H246ZM252 84H250V86H249V88L248 89H246V90H243V92H242V90L241 91H238V89L237 90H235L234 88V90L233 89H231V88H228V86H230V85H228L226 88H228V89H224L225 88V85H224V88H222V86L219 88L220 90H221V88L223 89V95H225L226 97H224L225 98V102H226V100H228L227 102H226V104L228 103V106L226 105V104H223V106L224 105H226L228 108H226L225 109V107H224V109H225V111L226 112H223L222 111V104H221V107L220 108H218L217 106H218V104H211V105H209V104H206V106L207 107H204V108H202L204 111L205 110H207V114L203 111V110H200V109H198V108H195V106H194V104H192V102H191V105H193L194 106V112L196 113V112H198L199 110V112L198 113H201V111H203L205 114H206V118H202V119H200V118H197V119H200V120H202L203 121V123L205 122V128H206V125H208V126H213L214 128V130H212L213 132H210L209 130H211V128H209L208 130H205V132L207 131H209L208 132V134H206L204 131V134H206L205 136H207V137H204V138H209L208 136H210V138L211 139H213V141H216V143L218 142V140L219 141H221V142H226L227 143V141H229V140H231V138L230 137H232V135H230V132H231V130L229 129V127L227 128L226 126H225V124H224V122H225V120H226V118H227V115L228 114H230V113H232V112H239V111H243V109H245L247 106H245V104H246V102L249 104V102L247 101V100H245V97H246V95L249 97H251V99H253V98H255V102H254V104H256L255 106H256V108H257V110H258V106L260 105V104H262V103H260L261 102V99H259L261 96H262V94H261V90L262 89H260V93H259V91L257 92L256 90L258 89V87L257 86H259V85H257L256 86V88L257 89H255L254 87H252L251 86ZM254 85V84H253ZM92 86V87H91ZM158 86V85H157ZM207 86V87H208ZM213 86V87H214ZM235 86V87H236ZM244 86V87H245ZM255 86V85H254ZM261 86H264V85H261ZM189 87H190V85H189ZM195 87V86H194ZM213 87H211L212 89H215V88H213ZM233 87V86H232ZM147 88V87H146ZM174 88V87H173ZM191 88V87H190ZM241 88V87H240ZM243 88V87H242ZM259 88H260V86H259ZM182 89V88H181ZM200 89V88H199ZM204 89H206V90H208L209 91V89L210 88H206V86H205V88ZM117 90V89H116ZM125 90H126V88H125ZM151 90V89H150ZM186 90V89H185ZM218 90V89H217ZM220 90H218L217 92H219ZM240 90V89H239ZM247 90H249V91H247ZM83 91V92H82ZM247 91V92H250V93H248V94H251V95H248L247 93H245V92ZM263 91V90H262ZM123 92V91H122ZM147 92V91H146ZM188 92V91H187ZM195 92V91H194ZM87 93H89L90 94V96H92V98L90 99L89 97H87ZM113 93H115V92H113ZM143 93V92H142ZM177 94V92H173L171 95H170V93H168L170 96H174L175 94ZM198 93V92H197ZM204 93V92H203ZM202 93V94H203ZM208 93H211L212 94V96H215L213 93H212V91H211V89H210V91L208 92ZM263 94H264V92H262ZM162 94H165V93H163L162 92ZM183 94V93H182ZM181 94V95H182ZM199 94V93H198ZM202 94L200 95V96H202ZM215 94H216V89H215ZM219 94H222V91H221V93H217V96H215L216 97V99L218 98V95ZM142 95V94H141ZM172 96V97H173ZM188 96H190V95H188ZM188 96H185V95H182V97L181 96H179V95H177V96H174L173 98H178V102L179 103H181L183 106H185L186 104L188 105L189 104V106H188V108L190 107V102H188L187 103V100L189 99H186ZM252 96H253V98H252ZM119 97H120V95H119ZM124 97V96H123ZM186 97V98H185ZM192 97V96H191ZM203 97V96H202ZM201 97V98H202ZM206 97L208 98V96L206 95ZM220 97V96H219ZM221 97H222V95H221ZM220 97V98H221ZM223 97H222V101H223ZM247 97V98H248ZM263 97V96H262ZM113 98V97H112ZM135 98V97H134ZM176 98V99H177ZM205 98V97H204ZM207 98H205V99H207ZM256 98H257V100H259V101H256ZM193 99V98H192ZM199 99H200V97H199ZM209 99H211L210 97L207 99V101L209 100ZM216 99H214V97H213V100H215V101H217L218 102V100H216ZM175 100V99H174ZM173 100V101H174ZM195 100V99H194ZM221 100H220V102H221ZM264 100V98L262 99V101ZM87 101H88V103H87ZM186 101V102H185ZM189 101V100H188ZM196 101V100H195ZM194 101V102H195ZM197 101H199V100H197ZM203 100H201V102H202ZM206 101V102H207ZM211 101H212V99H211ZM215 101H213L214 103H216ZM246 101V102H245ZM250 101H252V100H250ZM176 102V101H175ZM177 102V103H178ZM200 102V103H201ZM212 102V103H213ZM204 103L205 102H203V104L201 105L200 104V106H203L204 105ZM209 103H211V102H209ZM222 103V102H221ZM251 104H253L252 102H250ZM260 103V104H259ZM69 104H73V107H69ZM167 105V106H170V108H164V105ZM170 104V105H169ZM250 104V105H251ZM257 104H259L258 106H257ZM165 105V107H167ZM180 105V104H179ZM178 105V106H179ZM186 105V106H187ZM199 105V104H198ZM215 105H217V106H215ZM247 105V104H246ZM120 106V105H119ZM139 106V105H138ZM177 106V107H178ZM182 106V107H183ZM193 106H192V108H193ZM205 106V105H204ZM244 106H245V108H244ZM249 106V105H248ZM255 106H253L254 108H255ZM136 107V106H135ZM134 107V108H135ZM174 107V106H173ZM196 107H197V105H196ZM249 107H252V106H249ZM264 106H262V108H263ZM72 108H76L75 110H74V112H75V114H76V116L77 117H73L71 114H70V111L72 110ZM90 108H91V110H90ZM137 108V107H136ZM181 108V107H180ZM207 108V109H206ZM248 108V107H247ZM253 108V109H254ZM255 108V109H256ZM182 109V108H181ZM189 109H191V108H189ZM188 109V110H189ZM196 109H198V110H196ZM259 109H260V107H259ZM133 110V109H132ZM137 110V109H136ZM185 110V109H184ZM192 110V109H191ZM191 110H189L190 112H191ZM251 110V109H250ZM256 110V111H257ZM263 110V109H262ZM262 110H260V111H262ZM249 111V110H248ZM260 111L258 110L257 112H255L254 110H253V112H255L256 114L259 112L260 113ZM252 112V111H251ZM252 112V113H253ZM194 113V114H195ZM198 113H196V116H197V114ZM228 113V114H227ZM242 113V112H241ZM240 113V114H241ZM250 113V112H249ZM258 113V114H259ZM192 114V113H191ZM190 114V115H191ZM194 114L192 115V116H194ZM233 114V113H232ZM239 114V113H238ZM244 113H242L241 115H240V117L243 115ZM248 114V113H247ZM254 114V113H253ZM255 114V115H256ZM264 114V111H263V113H260L259 115L261 116V117H263V119H264V116H262ZM202 115V114H201ZM201 115H200V117H201ZM204 115V114H203ZM119 116V115H118ZM205 116V115H204ZM244 116V115H243ZM242 116V117H243ZM259 116V117H260ZM188 117V116H187ZM195 117V116H194ZM198 117V116H197ZM228 117H230V116H228ZM258 116H256V118H257ZM260 117V118H261ZM244 118H245V116H244ZM117 119H118V121H117ZM119 119L120 120H122V121H120L122 124H120V123H118L119 122ZM182 119V118H181ZM205 119L206 120H208V122H206L205 121ZM246 119H247V116H246ZM245 119V120H246ZM263 119L261 118L260 120H262L263 121ZM163 120H164V122L165 123H163ZM199 120V121H200ZM240 120V119H239ZM241 120H243V118L241 119ZM191 121V120H190ZM196 121H198V120H196ZM174 122V123H175ZM178 122V121H177ZM176 122V123H177ZM188 122V121H187ZM201 122V121H200ZM242 122H244V121H242ZM246 122V121H245ZM260 122V121H259ZM198 123V122H197ZM235 123V122H234ZM237 124H238V122H236ZM250 123V122H249ZM263 123H264V121H263ZM262 123V124H263ZM182 124V123H181ZM233 124V123H232ZM236 124V125H237ZM240 124V123H239ZM238 124V125H239ZM193 125H195V124H193ZM235 125V126H236ZM242 125V124H241ZM244 125H246V124H244ZM243 125V126H244ZM171 126H173V125H171ZM210 126V127H211ZM247 126V125H246ZM246 126L245 127H243L244 129L246 128ZM18 127H21V129L23 130V133L21 134L22 136H20L18 133H17V130L19 129ZM174 127V126H173ZM189 127V126H188ZM192 127V126H191ZM195 127V126H194ZM215 127H217L216 129H215ZM252 126L250 125V128H251ZM99 128L101 129V127H98V133H99ZM168 128H169V125H168ZM175 128V127H174ZM184 128V127H183ZM197 128V127H196ZM195 128V130H197ZM208 128V127H207ZM237 129H236V131H235V133H233L232 132V134H233V136L236 134V132H237V130H238V128L240 129V128H242V126H240V127H236ZM20 129V130H21ZM103 129V128H102ZM102 129L100 130V132L102 131ZM106 129V130H107ZM230 130V132L229 131H227V130ZM243 129V130H244ZM248 129H249V126H248ZM252 129V128H251ZM93 130H95V129H93ZM104 130V129H103ZM148 130H143V131H141L143 134H148ZM188 130H186V131H188ZM226 130V131H225ZM243 130H238V131H240V132H237V134L238 133H240V134H243L244 132H241V131H243ZM122 131V132H121ZM246 131H247V129H246ZM250 131V130H249ZM255 131H257V130H255ZM95 132V131H94ZM102 132H105V131H102ZM107 132V131H106ZM111 132H110V134H111ZM140 132V133H141ZM189 132V131H188ZM187 132V133H188ZM200 132V130L198 129V133ZM252 132H253V130H252ZM17 133V134H16ZM97 133V132H96ZM96 133H94V134H96ZM109 133V132H108ZM108 133H106L107 134V137H111L110 136V134L108 135ZM112 133V134H113ZM157 133V134H158ZM185 133V132H184ZM197 133V132H196ZM201 133V132H200ZM254 133V132H253ZM252 133V134H253ZM92 134V133H91ZM103 134H105V133H103ZM106 134H105V136H106ZM111 134V135H112ZM192 134V133H191ZM190 134V135H191ZM245 134V133H244ZM250 134V133H249ZM248 134V135H249ZM252 134L250 135V136H252ZM256 134V133H255ZM255 134H253V135H255ZM259 134V133H258ZM258 134H256V137H257V135ZM97 135V134H96ZM96 135H94L95 137H98V136H96ZM99 135V134H98ZM123 136H124V134H122ZM129 135V136H130ZM140 136H142L141 134H139ZM152 135H154L153 133H152ZM163 135V136H162ZM192 135H194V132H193V134ZM197 135H199V134H197ZM239 135V134H238ZM238 135H235V138H238L239 136ZM246 136H248L247 134H245ZM101 136V138H102V134L100 135ZM99 136V137H100ZM113 136V135H112ZM115 136V135H114ZM118 136H119V134H118ZM122 136V137H123ZM128 136V135H127ZM127 136H124V137H126L127 138ZM136 136V135H135ZM139 136V137H140ZM151 135H148V138L150 137ZM180 136L182 137V139H183V141L181 140V138H180ZM204 136V135H203ZM236 136H238V137H236ZM244 136V135H243ZM242 136V137H243ZM91 137V136H90ZM104 137V136H103ZM155 137V136H154ZM184 137V138H183ZM259 138L260 137H263V136H258ZM257 137V138H258ZM19 138H21V139H19ZM101 138H98L99 139V141H100V139ZM114 138V137H113ZM115 138L116 139H112L111 138V144H110V146H114V145H118L119 143H123L124 141H126V140H124V141H122V142H117L118 141V138L115 136ZM120 138H121V134H120ZM135 138V137H134ZM138 138V137H137ZM143 138L145 139V136H143ZM148 138H147V136H146V139L145 140H148ZM196 138L198 139V137L196 136ZM200 138V137H199ZM204 138H202V136H201V139H204ZM240 138H241V136H240ZM239 138V139H240ZM96 139V138H95ZM97 139V140H98ZM102 139H104V138H102ZM101 139V140H102ZM110 138H108V140H109ZM125 139V138H124ZM130 139H132V137H130ZM158 139H160V138H149V140L151 141V140H154V144L153 143H149V144H152V145H154V146H156V147H158L157 146V144L155 145V141L157 142V140ZM161 139V141H163ZM188 139H190V140H188ZM200 139V140H201ZM239 139H238V142H240L239 141ZM243 139H245L244 137H243ZM94 140V139H93ZM113 140V141H112ZM120 140V139H119ZM148 140V141H149ZM206 140V139H205ZM234 139L232 138V141H233ZM237 140V139H236ZM235 140V141H236ZM241 140V139H240ZM257 140V139H256ZM255 140V141H256ZM261 140L262 139H260V140H257V141H260L259 143L262 145V143H261ZM117 142L118 144H116L115 142ZM127 141H129V140H127ZM131 141V140H130ZM159 141V140H158ZM161 141H159V142H161ZM192 141V142H193ZM198 141V140H197ZM197 141H196V143H194L193 142V144H197ZM210 141V140H209ZM208 141V142H209ZM242 142H243V140H241ZM245 141V140H244ZM246 141H248V140H246ZM249 141H250V139H249ZM248 141V143H250ZM263 141V140H262ZM101 142V141H100ZM112 142L114 143L113 145H112ZM132 142H134V141H131V143ZM138 142V141H137ZM144 142V141H143ZM152 142V141H151ZM191 142V141H190ZM191 142V143H192ZM203 142V141H202ZM205 142V141H204ZM221 142H219V143H221ZM104 143H107V141L106 142H104ZM103 143V144H104ZM169 143V144H168ZM190 143V144H191ZM201 143V142H200ZM210 143H212V142H210ZM228 143H230V141L228 142ZM227 143V144H228ZM241 143V142H240ZM245 143V142H244ZM247 143V142H246ZM245 143V144H246ZM160 144H162V143H160ZM162 144V145H163ZM190 144H189V146H190ZM192 144V145H193ZM201 144H205V143H201ZM206 144H208L209 145V143H206ZM231 144H234V141H233V143L231 142ZM230 144V145H231ZM243 143H241V145H242ZM258 143H256V145H257ZM131 145V144H130ZM129 145V146H130ZM162 145H160V146H162ZM181 145H179L180 146V148L179 149H181V147H183V146H181ZM186 145V144H185ZM221 145H223V143H221ZM236 145V144H235ZM235 145H233V146H235ZM244 145V144H243ZM250 145V144H249ZM255 145V146H256ZM109 146V145H108ZM129 146H127V143H126V150L128 149V147ZM133 146V145H132ZM132 146H130V148H132V150H133V152H137V150H135V147L133 148ZM188 146V147H189ZM195 146V145H194ZM197 146H200L199 144L197 145ZM204 146V145H203ZM211 146H213V145H211ZM217 146H219V145H217ZM224 146H225V144H224ZM237 146V145H236ZM101 147H102V145H101ZM115 147V146H114ZM120 147H123L122 145L120 146ZM151 147V146H150ZM150 147H149V149H150ZM185 147V146H184ZM191 147V146H190ZM189 147V148H190ZM221 147V146H220ZM223 147V146H222ZM226 147V146H225ZM240 148H241V146H239ZM257 147V146H256ZM259 147V146H258ZM108 148V147H107ZM117 147H115V149H116ZM119 148V147H118ZM124 148H125V144H124V147L123 148H120L121 149V151H120V153L122 154L123 153V156L125 157V158H127L126 157V153L124 152L125 150H124ZM152 148H153V146H152ZM155 148V147H154ZM153 148V150L152 151H154V153L156 152L157 154L159 153V152H157V150H159V148H163V147H158V149L155 151V149ZM201 148V147H200ZM199 148V149H200ZM209 148V147H208ZM212 148V147H211ZM210 148V151H205L206 153H202L200 150H198V153H196V154H199V155H196L195 157H189V158H191V160H193L192 158H194L195 159V163H197L198 164V166H199V168L201 169H203V168H205V167H209L211 164L212 165H214V163L213 162H215L214 161V159H215V155L217 154L216 152V154H214L213 153V150ZM216 147H215V143H214V151L216 150L217 151V148L215 149ZM231 148V147H230ZM242 148H244V147H242ZM95 149V148H94ZM175 149H177V147H175L173 150L175 151ZM191 149V148H190ZM195 149H196V147H195ZM205 149H207V147L205 148ZM219 149H223V148H219ZM227 148H225V150H226ZM233 149H235L234 147H233ZM233 149H231L230 150V154H231V152H232V150ZM251 149H253V148H250V151H251ZM258 149V148H257ZM259 149H260V147H259ZM101 150V149H100ZM103 150V149H102ZM101 150V151H102ZM184 150H189V149H187V146L185 147V149ZM191 150H194V149H191ZM202 150V149H201ZM228 150H229V148H228ZM241 150V149H240ZM254 150V149H253ZM110 151H112V150H110ZM128 151H130L131 152V150L129 149V150H127V152ZM162 151V150H161ZM166 151V152H167ZM178 151V150H177ZM190 151V150H189ZM196 151V150H195ZM220 151V150H219ZM222 151V150H221ZM236 151L238 152V149H236ZM236 151H235V153H234V155L236 154ZM242 151V150H241ZM240 151V152H241ZM246 151H248V150H246ZM97 152V151H96ZM164 152H165V150H164ZM173 152V151H172ZM178 152H181V151H178ZM178 152H174L175 154L174 155H176ZM183 150H182V154H183ZM197 152V151H196ZM229 152V151H228ZM239 152V153H240ZM243 152H245V151H243ZM98 153H100V152H98ZM110 153V152H109ZM125 153V154H124ZM140 153V152H139ZM138 153V154H139ZM161 153V152H160ZM189 154H190V152H188ZM187 153V154H188ZM192 153V152H191ZM222 153H224L223 151L222 152H220V153H218L219 155H221ZM248 153V152H247ZM121 154H119V155H121ZM131 154H133V153H131ZM131 154H130V156H131ZM162 154V153H161ZM160 154V155H161ZM168 154H169V152H168ZM229 154V155H230ZM243 153H241L240 155H242ZM128 155V154H127ZM134 155V154H133ZM132 155V156H133ZM137 155V154H136ZM154 155V154H153ZM180 155H181V153H180ZM179 155V156H180ZM185 155V154H184ZM191 155V154H190ZM194 155V154H193ZM233 154H232V156L233 157H235L236 159H237V155L236 156H234ZM244 155H245V153H244ZM104 156V155H103ZM158 156V155H157ZM156 156V160L158 159V157H160V156H158L157 157ZM162 156V155H161ZM164 156H165V154H164ZM164 156L162 157V158H164ZM169 156V155H168ZM171 156L173 157V155L171 154ZM186 156V155H185ZM206 156V157H205ZM214 156V157H213ZM247 156V155H246ZM251 156V155H250ZM121 157V156H120ZM124 157H122L123 159H124ZM129 157V156H128ZM135 157V156H134ZM170 157V156H169ZM208 157V158H207ZM217 157H219V156H217ZM133 158V157H132ZM138 158V157H137ZM177 158H179L178 156H177ZM183 159H180V160H184L185 158H184V156L182 157ZM247 158V157H246ZM245 158V160L247 161V159ZM96 159V158H95ZM168 159V158H167ZM167 159H165L166 161H168V160H170V158L167 160ZM173 159V158H172ZM240 159V158H239ZM242 159H243V157H242ZM253 159V158H252ZM161 160V159H160ZM174 160V159H173ZM176 160V159H175ZM191 160L189 159V160H185L184 162H186V163H184V164H186V165H188V163H189V165L191 166V165H193V167H188L190 170H192V168H194V169H196V167H194V166H196V165H194L192 162H191ZM219 160V159H218ZM249 160V159H248ZM162 161H164V160H162ZM171 161V160H170ZM170 161H168V162H170ZM177 161H179V160H177ZM177 161H176V163H177ZM234 161V160H233ZM239 161V160H238ZM237 160H235L234 161V163L235 162H238ZM241 161V160H240ZM167 162V163H168ZM173 162V161H172ZM172 162L170 163V164H172ZM180 162H182L183 163V161H180ZM220 162V161H219ZM232 162V161H231ZM162 163H164V162H162ZM166 163V162H165ZM174 163H175V161H174ZM179 163V162H178ZM177 163V164H178ZM219 164L218 162H217V159H216V162H215V164ZM169 164V163H168ZM167 164V165H168ZM169 164V165H170ZM230 164V163H229ZM236 164H238V163H236ZM134 165V164H133ZM132 165V166H133ZM164 165H166V164H164ZM164 165H163V167H164ZM168 165V166H169ZM180 165V164H179ZM185 165V166H186ZM126 166V165H125ZM132 166H130V167H132ZM160 166H161V164H160ZM173 166V165H172ZM172 166H171V168H172ZM176 166V165H175ZM175 166H173V167H175ZM180 166H184V165H180ZM197 166V167H198ZM218 166V165H217ZM224 166V165H223ZM233 166V165H232ZM234 166H237V165H235L234 164ZM91 167V166H90ZM92 167H94L93 165H92ZM110 167V166H109ZM122 167V166H121ZM120 167V168H121ZM127 167V166H126ZM129 167V166H128ZM143 167V166H142ZM162 167V166H161ZM160 167V168H161ZM177 167H179V166H177ZM181 167V168H182ZM212 166H210V168L209 169H212L211 168ZM78 168H80V170L78 169ZM83 168V171H81V169ZM99 168V167H98ZM113 168V167H112ZM111 168V169H112ZM116 167H114V169H115ZM137 165H136V167H134V169H133V167L132 168H130V170H132V172L134 171V170H136V172H138L137 171ZM171 168H170V166H169V169L171 170ZM184 168V167H183ZM182 168V169H183ZM218 168H219V166H218ZM223 169H224V167H222ZM225 168H227L226 166H225ZM237 168V167H236ZM247 169L249 168V167H246ZM73 169H76V172H74L73 171ZM97 169V168H96ZM113 169V170H114ZM121 169H123V167L121 168ZM121 169H117V172H119V170H121ZM126 169V171H127V169L128 168H125L124 167V169H123V171ZM162 169V168H161ZM208 169V168H207ZM208 169V170H209ZM214 169H216V166L214 167ZM213 169V170H214ZM220 169V168H219ZM218 169V170H219ZM232 169V168H231ZM242 169V167L240 168V170ZM245 169V168H244ZM254 169V168H253ZM261 169H262V167H261ZM77 170H79V173H78V176H77ZM96 173H97V171L95 170V169H93ZM98 170V169H97ZM103 170V169H102ZM106 170V169H105ZM108 170V169H107ZM129 170V169H128ZM130 170L129 171H127V173L128 172H130ZM162 170H166V168L164 169H162ZM167 170H168V168H167ZM170 170H168V171H170ZM173 170H174V168H173ZM186 170V169H185ZM190 170H189V172H190ZM205 170V172H206V169H204ZM217 170V169H216ZM216 170H214V171H216ZM217 170V171H218ZM227 170V171H226ZM230 170V167L229 168H227V169H224L223 171L221 170L220 172H218L216 175H215V178H213V176H212V174L213 173H216V172H212V174H211V180H212V178L214 179V181H213V184H214V187L216 188V192H218V193H220L219 195H221V196H224V194H223V189H224V187L225 186H227V185H223L224 187H223V189L222 190H220V188H221V186H222V175L224 176V173H226V172H228ZM233 170H235L234 168H233ZM232 170V171H233ZM239 170V169H238ZM248 170H252V168L251 169H248ZM247 170V171H248ZM116 171V170H115ZM122 171V170H121ZM120 171V172H121ZM125 171V172H126ZM174 171H177V168H175V170ZM180 171V170H179ZM183 171V170H182ZM195 171V170H194ZM194 171H192V172H194ZM196 171H197V169H196ZM195 171V172H196ZM201 171V170H200ZM225 171V172H224ZM242 171H244V170H242ZM246 171V172H247ZM93 172V171H92ZM94 172V173H95ZM99 172V171H98ZM102 172V171H101ZM104 172V171H103ZM102 172V173H103ZM132 172H131V174H132ZM135 172V173H136ZM161 172V171H160ZM171 173L173 172V171H170ZM186 172V171H185ZM185 172H183V173H185ZM194 172V173H195ZM231 171H229V173H230ZM235 172H236V170H235ZM235 172H232V173H235ZM258 172V171H257ZM262 172V171H261ZM106 174L108 173V172H105ZM112 173H115L116 174V172H112ZM142 173V172H141ZM147 173V172H146ZM150 173V172H149ZM182 173V174H183ZM188 173V172H187ZM209 173V172H208ZM211 173V172H210ZM232 173H231V175H232ZM237 173V172H236ZM235 173V174H236ZM252 173V172H251ZM260 173V172H259ZM92 174V173H91ZM101 174V173H100ZM109 174H111V172L109 173ZM122 174H123V172H122ZM126 174V173H125ZM134 174V173H133ZM140 174V172L138 173V176H140V179H141V176H143V175H145V174H141V175H139ZM166 174H168V173H166ZM174 174V173H173ZM181 174V173H180ZM179 174V175H180ZM186 174V173H185ZM195 174H198V173H195ZM201 174V173H200ZM228 174V173H227ZM235 174H234V176H235ZM246 174H248V173H246ZM250 174V173H249ZM253 174V173H252ZM257 174V173H256ZM255 174V175H256ZM94 175H97V174H94ZM102 175V174H101ZM124 175V174H123ZM147 175V174H146ZM163 175V174H162ZM175 175V174H174ZM174 175H172L171 174V176H172V178H173V176ZM210 175V174H209ZM214 175V174H213ZM69 178H68V177ZM127 178H128V176H130V174L127 176V175H125ZM133 176V175H132ZM132 176H130L131 178H132ZM138 176L136 175V176H134L132 179L134 180V181H136L135 179H136V177L138 178ZM169 177H170V175H168ZM193 175H192V173H191V177H192ZM197 176V175H196ZM202 176V175H201ZM233 176V177H234ZM236 176H237V174H236ZM92 177V176H91ZM106 177V176H105ZM117 177V176H116ZM116 177H114L115 178V180L113 179V181H114V184H116L115 183V181L117 182V180H116ZM124 177V176H123ZM125 177V178H126ZM128 178V179H130V180H132L131 178ZM145 178H147V177H150V176H144ZM144 177H143V179H144ZM156 177V176H155ZM225 177V176H224ZM86 178V177H85ZM93 178V177H92ZM102 178H104V177H102ZM108 178V177H107ZM106 178V180H108ZM112 178V177H111ZM126 178V179H127ZM163 178V177H162ZM206 178V177H205ZM226 178V177H225ZM9 179H11V182L10 183H13L14 185H15V187L14 188H12L11 186H10V183L9 184H6L5 185V183H7V180H9ZM71 179H73V178H71ZM124 179V178H123ZM147 179H149V178H147ZM196 179V178H195ZM200 179H203V177H201ZM209 179V178H208ZM224 179V178H223ZM111 180V179H110ZM109 180V181H110ZM129 180V181H130ZM166 180V179H165ZM168 180H171V179H168ZM205 180V179H204ZM207 180V179H206ZM113 181H111L112 182V184H113ZM121 181H123L122 179H121ZM134 181H132V182H134ZM144 181V180H143ZM154 181V180H153ZM173 181V180H172ZM171 181V182H172ZM227 181V180H226ZM70 182L71 183H73L71 180H70ZM103 182H104V180H103ZM125 184H126V182H127V180H126V182L125 181H123ZM132 182L130 183V184H132ZM140 182H141V180H140ZM167 182V181H166ZM198 182V181H197ZM200 182V181H199ZM205 182V181H204ZM209 182H210V180H209ZM208 182V183H209ZM212 182V181H211ZM211 182H210V184H211ZM63 183V184H64ZM123 183V184H124ZM128 183V182H127ZM139 183V182H138ZM137 183V184H138ZM146 183H149L148 182V180H147V182H145L144 184H146ZM150 183H151V179H150ZM173 183V182H172ZM226 183H229V182H226ZM70 184V183H69ZM112 184H110V190H112L111 188H114V186H116V185H112ZM120 184H121V182H120ZM119 184V185H120ZM136 184V185H137ZM166 184V183H165ZM192 183L190 182V185H191ZM200 184V183H199ZM201 184H203V183H201ZM209 184V185H210ZM113 187H112V186ZM134 185V184H133ZM136 185H134V186H136ZM141 186L142 187V185L141 184H138V186ZM154 185H156V183H154ZM193 185V184H192ZM208 185V186H209ZM229 185V184H228ZM109 186V185H108ZM140 186H139V189H140ZM146 185H144L143 186V188L142 189H140V191L138 190V189H134V188H132V190H135V192H137L136 194L138 195L139 193H138V191L141 193H143V191H141V190H143L144 188H146L147 189V187L149 186V185H147V187H145ZM151 186V185H150ZM153 186V185H152ZM168 186V185H167ZM167 186H165V187H167ZM201 186V185H200ZM211 186V185H210ZM130 187V186H129ZM131 187H133L132 185H131ZM130 187V188H131ZM228 187V186H227ZM231 187V186H230ZM136 188H138L137 186H136ZM151 189H152V187H150ZM164 188V187H163ZM168 188V187H167ZM170 188V187H169ZM191 187H189L188 189H190ZM192 188H193V186H192ZM200 188H202V187H200ZM213 188V187H212ZM211 187H210V189H212ZM235 188V187H234ZM55 189V190H54ZM108 189V188H107ZM115 189V188H114ZM113 189V190H114ZM117 189V188H116ZM145 189V190H146ZM194 190H196V189H198V188H193ZM192 189V190H193ZM204 189H206V188H204ZM214 189V188H213ZM212 189V190H213ZM219 189V190H218ZM227 189V188H226ZM144 190V191H145ZM148 190V189H147ZM146 190V191H147ZM173 190V189H172ZM146 191H145V193H146ZM189 191V190H188ZM197 191V190H196ZM53 192V193H52ZM110 192H112V191H110ZM133 192V191H132ZM152 192V191H151ZM166 191L164 190L163 191V193H165ZM171 192V191H170ZM192 192V191H191ZM191 192H189V193H191ZM201 192V191H200ZM214 192H215V190H214ZM215 192V196H213L214 198L216 197V193ZM122 193V192H121ZM134 193V192H133ZM162 193V194H163ZM168 193H169V191H168ZM172 193V192H171ZM170 193V194H171ZM4 194V193H3ZM114 194V193H113ZM132 194V193H131ZM135 194V195H136ZM147 194V193H146ZM152 194V193H151ZM151 194H148V196H147V198H150L149 197V195H151ZM160 194V193H159ZM158 194V195H159ZM140 195V194H139ZM141 195H143V194H141ZM140 195V196H141ZM158 195H153V196H158ZM164 195V194H163ZM162 195V196H163ZM165 195H166V193H165ZM165 195H164V197H165ZM106 196V195H105ZM105 196H101L102 198H99L100 199V201H97V202H99L98 204H101L102 202H106V203H108L107 201H109V200H107V201H103V200H106L107 198H105ZM115 196H117V194L115 193ZM134 196V195H133ZM132 195H131V197H133ZM146 196V195H145ZM152 196V198H154ZM220 196V197H221ZM232 196V195H231ZM9 197V196H8ZM104 197V198H103ZM112 197L113 196H111V199H112ZM217 197H218V195H217ZM233 197V196H232ZM232 197H230V198H232ZM10 198V197H9ZM115 198V197H114ZM114 198H113V200H114ZM128 198H130V197H127V199ZM136 198V197H135ZM135 198L133 199L132 198V200H134V202H135ZM143 198V197H142ZM155 198H157V197H155ZM219 198V197H218ZM228 199H229V197H227ZM234 198V197H233ZM7 199V198H6ZM110 199V198H109ZM127 199H126V202H128L127 203V205H124V207L123 208H121V210H120V212L121 213H123L124 215L122 216L121 215V213L119 214V212H118V214L119 215H117V219H119V217H120V215L122 216V217H124L123 219H128L130 216H132V217H134L132 220H134L135 222H137L138 220H139V222L136 224L135 222H134V224L132 225V226H134L135 224L136 225H139V224H141L142 222L140 221V217H139V219L136 217L135 218V215L137 214V216H139V214L138 213H140V212H144V211H138V209H137V207H138V205H137V207H136V204L135 203H133L132 201H130L129 199H128V201H127ZM151 199V198H150ZM158 199H161V195H160V197L158 198ZM235 199V198H234ZM93 200V199H92ZM138 200V199H137ZM140 200H141V198H140ZM153 200H155V199H151V200H148L149 202L150 201H153ZM217 200V199H216ZM221 200V199H220ZM220 200H217V201H220ZM240 200V199H239ZM162 201V200H161ZM214 201V200H213ZM216 201V202H217ZM228 201V200H227ZM229 201H233L232 199L230 200L229 199ZM235 201V200H234ZM96 202V201H95ZM112 202H114V203H116L117 202V197L115 198V201H110V203L112 204ZM125 202V203H126ZM158 202V201H157ZM160 202V201H159ZM215 202V201H214ZM215 202V203H216ZM6 203V202H5ZM137 203L139 204V201H137ZM150 203H152V206H154V208H155V206L156 205H154V204H156V201H155V203H153V202H150ZM165 203V202H164ZM230 203V202H229ZM234 203H238V204H240L239 202H238V200H236V202H234ZM158 204V203H157ZM160 204V203H159ZM158 204V205H159ZM216 204H218V203H216ZM232 204L233 203H231V206H232ZM109 205V203L108 204H106V206L107 207H110V206H108ZM113 205V204H112ZM158 205L156 206L157 208H158ZM234 205H236V204H234ZM245 205V204H244ZM97 206V205H96ZM99 206V205H98ZM104 206V205H103ZM161 205H159V207H160ZM227 206H229V204L227 205ZM238 207L240 206V205H237ZM163 207H164V205H163ZM166 207V206H165ZM168 207V206H167ZM166 207V208H167ZM153 208V207H152ZM169 208V207H168ZM167 208V209H168ZM99 209V208H98ZM172 209V208H171ZM174 209V208H173ZM158 210H161L162 211V213H163V211L164 210H162V207L159 209L158 208ZM158 210H156L155 212H157V214L159 213L158 212ZM170 210V209H169ZM169 210H165V212L167 211V213H168V211ZM176 210V209H175ZM189 211V210H188ZM187 211V212H188ZM194 211V210H193ZM193 211H191L192 213H193ZM154 212V213H155ZM173 212V211H172ZM171 211L169 212L170 213V215L168 216V222L167 223H169L170 221H169V218L171 217V216H174V217H176L177 219H178V214H180V213H177V215L176 214H173ZM177 212V210L175 211V213ZM186 212V211H185ZM190 212V211H189ZM188 212V213H189ZM195 212V211H194ZM199 212V211H198ZM116 213V212H115ZM150 213V212H149ZM148 212H147V216L145 215L146 213H141V215H145L146 217H147V219H148V214H149ZM151 213H153V212H151ZM168 213V214H169ZM182 213V212H181ZM188 213H187V216H188ZM164 214V213H163ZM172 214V215H171ZM189 214H191V213H189ZM197 214V213H196ZM126 215V216H125ZM129 215V216H128ZM151 217V219H153L152 218V214H149ZM159 215L160 216H158L159 218L162 216V214H160L159 213ZM176 215V216H175ZM180 215H182V214H180ZM186 214H184V216H185ZM112 216V215H111ZM127 216H128V218H127ZM186 216V217H187ZM193 216H195V219H196V215H194V214H192V217ZM199 216V215H198ZM197 216V217H198ZM143 217V216H142ZM146 217H145V221L147 220L146 219ZM154 217H156V215H154ZM157 217V218H158ZM174 217H171V218H174ZM181 218H183L182 216H180ZM179 217V218H180ZM97 218V217H96ZM131 218V217H130ZM129 218V219H130ZM158 218V219H159ZM98 219V218H97ZM117 219H116V215H114L113 214V216L111 217V218H109V221H117ZM136 219H137V221H136ZM156 219V218H155ZM155 219H153L154 220V222L153 223H155V221L157 220H155ZM163 219V218H162ZM184 219L185 218H183V221H184ZM189 219V218H188ZM132 220H131V222H132ZM141 220H143V218L141 219ZM170 220H172V219H170ZM174 220H175V218H174ZM182 220V219H181ZM187 220V219H186ZM116 221L114 222V223H116ZM149 221H151V220H149ZM158 221H162L161 219L160 220H158ZM173 221V220H172ZM176 221L177 220H175V223H172V225L173 224H176ZM182 221V222H183ZM192 221H193V219H192ZM98 222H100V221H98ZM129 222H130V220H129ZM163 222V221H162ZM162 222H160V223H162ZM174 222V221H173ZM102 223H104L103 221H101V224ZM133 223V222H132ZM131 223V224H132ZM153 223H151L152 225H154ZM165 224V222H164V230H163V233H162V230H161V233H160V236L158 235V236H156V237H154L152 234V236L150 237L149 236V234L148 235H146V236H149L148 238L150 239H147L149 242H150V244H152V246L153 247H155L156 249H162V248H166V250L168 249L169 251L170 250H175V252H176V250H182V251H186V249L184 248V244H183V242H185V240L186 239H189L188 238V236H189V234H190V237H191V232H192V230L193 229H191V230H188L187 232H186V234H188V235H185V232H183L184 230L186 231V226H185V223H184V230L183 229H180V230H183L182 232H180L179 230H177V229H179V228H177L176 229V227H171L170 226V223H169V225L168 224ZM189 223H190V221H189ZM188 223V224H189ZM194 223V222H193ZM193 223L192 224H190V227H192L191 225H193ZM213 223V222H212ZM44 224H45V222H44ZM147 224V223H146ZM156 224V223H155ZM163 224V223H162ZM161 224V225H162ZM179 224L180 225H182L181 224V221H179ZM223 223L221 222V224L220 225H222ZM115 225V224H114ZM141 225H143V224H141ZM149 225H150V222H149ZM151 225V226H152ZM157 225L158 226H160V228H161V225H159V224H156L155 226H156V231L158 232L159 230H157ZM186 225H187V222H186ZM219 225V226H220ZM235 225V224H234ZM46 226V225H45ZM99 226V225H98ZM151 226H149V227H151ZM163 226V225H162ZM174 226V225H173ZM176 226V225H175ZM213 226V225H212ZM223 226H225L226 227V225H223ZM223 226H222V228H223ZM47 227V226H46ZM102 227V226H101ZM138 227H141L140 225L138 226ZM143 227V226H142ZM178 227V226H177ZM225 227H224V229H225ZM163 228V227H162ZM182 228V227H181ZM188 229H189V227H187ZM193 228V227H192ZM196 228V227H195ZM215 228V227H214ZM140 229V228H139ZM139 229H137V230H139ZM153 229V228H152ZM212 229V228H211ZM49 230L51 231V233L53 234V232H54V235L53 236H58V237H60V238H62V237H67L68 235H67V232H55V226H53L52 225V228H49ZM107 230V229H106ZM228 230V229H227ZM136 231V230H135ZM152 231H154V230H152ZM190 231V233H188ZM142 233V232H141ZM152 233H154V232H152ZM158 234V233H157ZM106 235V234H105ZM102 236V235H101ZM146 236H145V238H146ZM186 236H187V238H186ZM103 239V238H102ZM102 239H100V240H102ZM99 240V241H100ZM146 240V241H147ZM98 241V242H99ZM103 241V240H102ZM147 245H148V243H147ZM151 246V245H150ZM189 246V245H188ZM97 248V247H96ZM147 248V247H146ZM152 248V247H151ZM151 248H150V250H151ZM154 249V248H153ZM100 250V249H99ZM163 251V250H162ZM163 252H165V251H163ZM179 252V251H178ZM83 252H79V253H77L76 255L74 254V256H75V258H73V262L72 261H70V262H72V264H74V259H77V261H79V262H81L82 264L85 262V259H86V257L82 254ZM150 253H153L152 252V250H151V252ZM168 253V252H167ZM171 253V252H170ZM177 253V252H176ZM184 253V252H183ZM112 254V253H111ZM157 254V253H156ZM200 254V253H199ZM85 255H86V253H85ZM89 255V254H88ZM113 255V254H112ZM112 255H110L109 257H111ZM196 255H198V254H196ZM195 255V256H196ZM153 256V255H152ZM158 256H159V254H158ZM107 257V256H106ZM154 257V256H153ZM200 257V256H199ZM95 257H93L92 259H94ZM113 258V257H112ZM72 259V258H71ZM97 259V258H96ZM107 259V258H106ZM155 259V258H154ZM156 259H157V256H156ZM87 260V259H86ZM89 260V259H88ZM90 260H91V258H90ZM90 260L88 261V263H91V262H93L92 260H91V262H90ZM98 260L99 259H97L96 261H97V263H98ZM109 260V258L107 259V261ZM111 260V259H110ZM116 260V259H115ZM96 261H95V264H96ZM100 261V260H99ZM102 261V260H101ZM106 260H105V258H104V261L103 262H105ZM76 262V261H75ZM78 262V263H79ZM87 262V261H86ZM85 262V263H86ZM142 262V261H141ZM140 262V263H141ZM153 263L155 262L154 260L152 261ZM106 263H108V262H106ZM114 263V261L112 262V260L110 261V264H113ZM160 263V262H159ZM158 263V264H159ZM171 262H169V264H170ZM76 264H77V262H76ZM87 264V263H86ZM91 264H94V263H91ZM99 264H102V263H99ZM105 264V263H104ZM115 264V263H114ZM167 264H168V262H167ZM172 264V263H171Z\"/></svg>",
    "mask_w": 264,
    "mask_h": 264
}]
</instances>
